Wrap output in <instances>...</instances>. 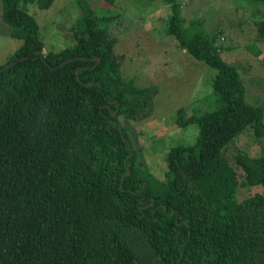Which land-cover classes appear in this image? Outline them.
I'll return each instance as SVG.
<instances>
[{"label": "trees", "instance_id": "1", "mask_svg": "<svg viewBox=\"0 0 264 264\" xmlns=\"http://www.w3.org/2000/svg\"><path fill=\"white\" fill-rule=\"evenodd\" d=\"M20 1L45 10L53 0ZM163 1L166 32L214 69L216 97L186 119L178 111L197 136L169 149L159 180L138 165L122 125L150 110L152 89L122 76L114 17H95L78 0L75 43L42 53L34 18L19 0H0L21 40L11 66L0 65V264H264V196L236 201L240 183L222 156L248 125L264 138L263 108L245 100L216 33L199 20L183 27L178 1ZM255 26L264 40V20ZM235 164L246 186L264 187V154H237Z\"/></svg>", "mask_w": 264, "mask_h": 264}, {"label": "rangeland", "instance_id": "2", "mask_svg": "<svg viewBox=\"0 0 264 264\" xmlns=\"http://www.w3.org/2000/svg\"><path fill=\"white\" fill-rule=\"evenodd\" d=\"M78 0H53L48 9L35 4L19 8L37 23V35L43 44L42 53L60 51L75 43L74 27L80 18ZM98 18L114 17L108 31L116 37L113 51L120 60L124 79H132L138 87H150L152 106L133 119L122 116L128 127L132 149L138 153V165L155 178L165 179L166 156L178 142H195L198 126L179 124L182 119L214 107L215 95L210 78L214 69L194 58L166 32L171 15L170 5L163 0H83ZM183 27L199 20L201 27L216 33L219 56L236 67L245 86V100L263 108L264 124V40L255 23L264 20V2L260 0H177ZM190 29V28H189ZM21 40L10 34L2 19L0 3V65H4L20 46ZM237 154L259 157L264 154V138H256L252 125L240 131L222 151L233 167L240 183L235 194L240 202L254 195L264 196L261 185L244 183L243 173L235 164Z\"/></svg>", "mask_w": 264, "mask_h": 264}, {"label": "crops", "instance_id": "3", "mask_svg": "<svg viewBox=\"0 0 264 264\" xmlns=\"http://www.w3.org/2000/svg\"><path fill=\"white\" fill-rule=\"evenodd\" d=\"M203 29H204V28H203ZM204 30H205V29H204ZM205 31H206V30H205ZM206 32H208V31H206ZM218 39H219V38H218ZM218 39H217V40H218ZM220 39H221V38H220ZM217 40H216V43H215V44H216V46H218V47L220 48V50H221L222 47H221L220 45H218ZM222 42H224V38H222ZM221 51H222V50H221ZM221 51H220V52H221ZM220 52H219V54H220Z\"/></svg>", "mask_w": 264, "mask_h": 264}, {"label": "water", "instance_id": "4", "mask_svg": "<svg viewBox=\"0 0 264 264\" xmlns=\"http://www.w3.org/2000/svg\"><path fill=\"white\" fill-rule=\"evenodd\" d=\"M99 60H100V59H98L97 62H98ZM11 63H12V62H11ZM11 63L4 65L2 68H5V69L9 68V67L11 66ZM128 174H129V173H127V175H128Z\"/></svg>", "mask_w": 264, "mask_h": 264}]
</instances>
